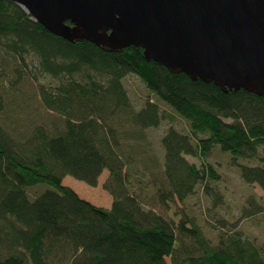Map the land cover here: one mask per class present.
Segmentation results:
<instances>
[{
  "label": "trees",
  "instance_id": "trees-1",
  "mask_svg": "<svg viewBox=\"0 0 264 264\" xmlns=\"http://www.w3.org/2000/svg\"><path fill=\"white\" fill-rule=\"evenodd\" d=\"M0 48L23 64L35 56L39 71L57 82L40 88L41 103L60 117L52 129L0 122V264H167V258L170 264H264V244L235 228L213 244L193 221L144 207L143 188L135 186L143 183L135 169L140 148L128 143L143 139L142 132L157 128L165 116L151 101L135 110L122 80L136 75L189 123L190 135L167 130L161 174L150 177L155 199L166 210L199 187L218 204L210 183L219 175L204 161L215 146L235 161L256 160V166H239L240 174L264 192V96L223 92L173 74L146 61L137 47L110 51L67 42L7 0H0ZM4 109L0 92V116ZM186 156L199 158L201 166ZM104 172L103 188L113 198L109 209L62 186L69 176L96 187ZM40 184L53 189L31 198L30 188ZM263 210L250 199L244 214Z\"/></svg>",
  "mask_w": 264,
  "mask_h": 264
},
{
  "label": "water",
  "instance_id": "water-1",
  "mask_svg": "<svg viewBox=\"0 0 264 264\" xmlns=\"http://www.w3.org/2000/svg\"><path fill=\"white\" fill-rule=\"evenodd\" d=\"M67 42L143 50L173 74L264 96V0H7Z\"/></svg>",
  "mask_w": 264,
  "mask_h": 264
},
{
  "label": "rangeland",
  "instance_id": "rangeland-1",
  "mask_svg": "<svg viewBox=\"0 0 264 264\" xmlns=\"http://www.w3.org/2000/svg\"><path fill=\"white\" fill-rule=\"evenodd\" d=\"M122 83L135 110H141L147 101H151L165 116L157 128H149L142 132L143 139L128 143L140 148L135 169L139 172L138 177L143 178V183L135 186L139 192V189L143 188L144 207L164 217L175 219L181 217L184 220L193 221L201 229L205 238L213 244L217 243L221 232H227L233 228L256 245L264 244V210L252 216L244 214L250 199L264 209V192L256 185L245 184L239 168L242 165L256 166L258 164L256 160L235 161L230 154L223 153L218 146H215L204 161L219 175L218 181L210 183L212 190L219 196L218 204L214 205L212 198L199 187L193 196L183 203L172 205L168 210L159 205L155 199L153 187L150 186V177L151 175L157 177L162 171L165 152L161 140L169 128L183 135H190L189 123L152 94L136 75H127ZM56 84L55 80L39 71L38 61L34 55L27 56L23 64L0 48V92L5 102V111L0 116V122L8 127L18 125L22 129L29 124L52 129L53 125L60 123V117L43 107L39 90L42 86ZM126 130L128 131L129 128L126 127ZM205 137L200 135L198 138ZM196 141L193 140L194 143ZM186 159L198 167L202 164L199 158L186 156ZM144 160L150 161L149 167L145 162L143 163ZM146 168L148 169L145 172L143 169ZM141 172H145L144 175ZM107 177L108 172H104L99 178L98 185L90 187L67 176L63 179L62 186L72 189L81 199L94 206L109 209L113 198L103 188ZM52 189L48 185L40 184L30 188L29 196L34 198ZM166 263L170 264V259L167 258Z\"/></svg>",
  "mask_w": 264,
  "mask_h": 264
}]
</instances>
